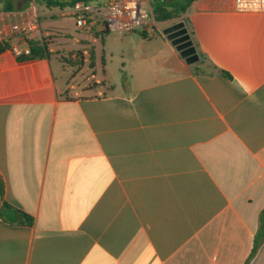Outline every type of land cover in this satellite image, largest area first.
I'll use <instances>...</instances> for the list:
<instances>
[{"label":"crops","instance_id":"1","mask_svg":"<svg viewBox=\"0 0 264 264\" xmlns=\"http://www.w3.org/2000/svg\"><path fill=\"white\" fill-rule=\"evenodd\" d=\"M145 2L143 28L90 31L103 79L84 92L67 68L94 49L57 51L39 23L50 55L20 60L32 7L0 11L2 201L34 220L0 217V264H264V13L194 0L159 21ZM178 23L193 64L164 34Z\"/></svg>","mask_w":264,"mask_h":264},{"label":"built area","instance_id":"2","mask_svg":"<svg viewBox=\"0 0 264 264\" xmlns=\"http://www.w3.org/2000/svg\"><path fill=\"white\" fill-rule=\"evenodd\" d=\"M145 0H106L105 4H87L77 2L72 7L61 9L62 16H73L80 29L93 31L102 21L106 30L111 33L129 34L143 28L151 11L143 7ZM234 9L240 13H264V0H234ZM39 10L32 18L13 31L16 42L11 50L18 58L30 54L29 39L39 29ZM3 204L0 194V206Z\"/></svg>","mask_w":264,"mask_h":264},{"label":"rangeland","instance_id":"3","mask_svg":"<svg viewBox=\"0 0 264 264\" xmlns=\"http://www.w3.org/2000/svg\"><path fill=\"white\" fill-rule=\"evenodd\" d=\"M70 1V0H63ZM10 2V6L14 10L26 9L27 7H32V13L35 10H39L40 18L39 23L45 34L46 43L57 51L62 53L70 54L76 52L79 54L85 50L91 51L94 49L97 54V65L92 67V59L90 56H86V62L83 63L80 57L79 62L72 64V68H67L70 72L69 80L73 85L77 87L80 91H85L88 87L94 86L96 83L95 74H97L98 79H103L102 72V57L104 54L102 38L95 37L90 31L80 29L77 26V20L73 16H62L60 14L61 9L55 6H50L48 0H1L0 11L5 8V3ZM105 4L106 0H98L93 2V4ZM144 8L149 9V5L145 3ZM100 29H105L102 21H99ZM94 38L97 39L94 42ZM77 40H79L77 42ZM82 41V42H80ZM69 56V55H68ZM70 93V90L67 91Z\"/></svg>","mask_w":264,"mask_h":264},{"label":"trees","instance_id":"4","mask_svg":"<svg viewBox=\"0 0 264 264\" xmlns=\"http://www.w3.org/2000/svg\"><path fill=\"white\" fill-rule=\"evenodd\" d=\"M48 1L50 3V6L52 5L60 9H65L67 7L74 6L79 1H84L87 4H90L98 0H70V1L48 0ZM156 1H157L156 4H152V3L151 4L153 7L154 17L156 18V20H159V21H166V20H170V19L177 17L178 15L184 13L187 10V8L194 2V0H173V3L171 5H168L164 2V0H156ZM0 4H1V0H0ZM10 5H11L10 2H6L4 9L11 10L12 7ZM28 43L30 46V54L27 56L20 57L19 58L20 60L36 59L40 57H47L50 55V52L48 50V45L46 43L40 44L39 42L35 43L30 40L28 41ZM8 47H9L8 43H4V45L0 44V53H2ZM62 60L65 64H69V62L70 63L72 62V60L70 59V56L69 57L63 56ZM77 62H79V60ZM75 63L76 62H74V64ZM93 64L94 62L92 59L91 65L93 66ZM3 192H4V185L2 181L0 180L1 197H3ZM11 213L17 217L18 221L21 224L31 225L34 222L33 218L27 213L16 210L12 208L11 206H9L8 204L3 203L0 208V217L5 220H11L10 219ZM262 241H264V211L261 215V228L259 230V235L257 238V245L258 243Z\"/></svg>","mask_w":264,"mask_h":264},{"label":"water","instance_id":"5","mask_svg":"<svg viewBox=\"0 0 264 264\" xmlns=\"http://www.w3.org/2000/svg\"><path fill=\"white\" fill-rule=\"evenodd\" d=\"M164 34L180 52L182 58L186 60L188 64H193L199 60V56L196 52V48L193 45L188 30L185 28L184 23H178L172 27L167 28Z\"/></svg>","mask_w":264,"mask_h":264}]
</instances>
